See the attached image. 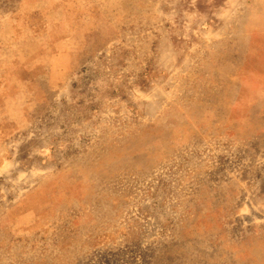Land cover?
I'll list each match as a JSON object with an SVG mask.
<instances>
[{
    "label": "rangeland",
    "instance_id": "rangeland-1",
    "mask_svg": "<svg viewBox=\"0 0 264 264\" xmlns=\"http://www.w3.org/2000/svg\"><path fill=\"white\" fill-rule=\"evenodd\" d=\"M0 264H264V0H0Z\"/></svg>",
    "mask_w": 264,
    "mask_h": 264
}]
</instances>
